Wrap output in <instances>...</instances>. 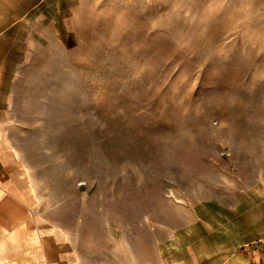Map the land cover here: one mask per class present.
<instances>
[{
	"label": "rangeland",
	"instance_id": "1",
	"mask_svg": "<svg viewBox=\"0 0 264 264\" xmlns=\"http://www.w3.org/2000/svg\"><path fill=\"white\" fill-rule=\"evenodd\" d=\"M49 14V40L24 36L0 85L27 258L264 264V0H63Z\"/></svg>",
	"mask_w": 264,
	"mask_h": 264
},
{
	"label": "crops",
	"instance_id": "2",
	"mask_svg": "<svg viewBox=\"0 0 264 264\" xmlns=\"http://www.w3.org/2000/svg\"><path fill=\"white\" fill-rule=\"evenodd\" d=\"M62 2L63 0H0V85L5 84L6 68L17 66L22 59L24 36L31 35L38 43L49 40V12L56 10L57 3ZM44 34L46 37H43ZM31 48L33 47H29ZM6 145L5 139L0 135V264H44L38 256L27 258L26 253H23V242L16 235V224L22 223L21 219L26 222L31 220V214L28 213L31 203L29 205L24 197L27 194L24 173L13 176L17 180L14 182L16 194L7 188L9 176L5 168ZM33 227H36L35 223ZM29 231L31 233L32 229L29 228ZM15 243H18L17 253L12 251ZM49 264L57 262L49 260Z\"/></svg>",
	"mask_w": 264,
	"mask_h": 264
}]
</instances>
